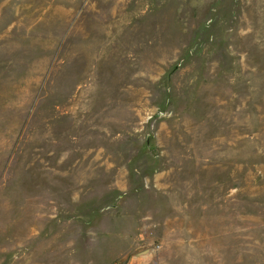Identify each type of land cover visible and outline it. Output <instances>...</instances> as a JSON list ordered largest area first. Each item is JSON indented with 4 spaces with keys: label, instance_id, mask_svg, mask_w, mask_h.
Listing matches in <instances>:
<instances>
[{
    "label": "rangeland",
    "instance_id": "rangeland-1",
    "mask_svg": "<svg viewBox=\"0 0 264 264\" xmlns=\"http://www.w3.org/2000/svg\"><path fill=\"white\" fill-rule=\"evenodd\" d=\"M0 264H264V0H0Z\"/></svg>",
    "mask_w": 264,
    "mask_h": 264
}]
</instances>
